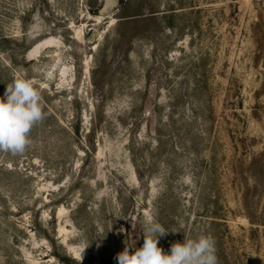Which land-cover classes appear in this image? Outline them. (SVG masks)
<instances>
[{
  "label": "rangeland",
  "instance_id": "374dc122",
  "mask_svg": "<svg viewBox=\"0 0 264 264\" xmlns=\"http://www.w3.org/2000/svg\"><path fill=\"white\" fill-rule=\"evenodd\" d=\"M15 78L46 118L0 152V264H117L149 216L264 264V0H0Z\"/></svg>",
  "mask_w": 264,
  "mask_h": 264
},
{
  "label": "clouds",
  "instance_id": "9594fccd",
  "mask_svg": "<svg viewBox=\"0 0 264 264\" xmlns=\"http://www.w3.org/2000/svg\"><path fill=\"white\" fill-rule=\"evenodd\" d=\"M45 118L41 95L31 80L15 78L7 84L0 97V152L22 155L32 144V128ZM142 227L143 246L125 242L124 250L115 257L117 264H218L210 234L176 242L170 253H165L158 243L169 231L152 216L142 221Z\"/></svg>",
  "mask_w": 264,
  "mask_h": 264
}]
</instances>
